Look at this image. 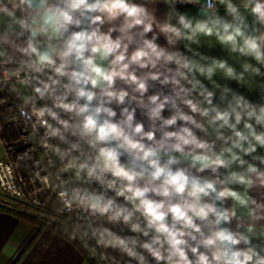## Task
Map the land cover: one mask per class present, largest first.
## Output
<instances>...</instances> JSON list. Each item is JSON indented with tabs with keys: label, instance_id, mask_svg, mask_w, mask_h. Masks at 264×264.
<instances>
[{
	"label": "clouds",
	"instance_id": "1",
	"mask_svg": "<svg viewBox=\"0 0 264 264\" xmlns=\"http://www.w3.org/2000/svg\"><path fill=\"white\" fill-rule=\"evenodd\" d=\"M8 124L0 189L94 264H264V0H0Z\"/></svg>",
	"mask_w": 264,
	"mask_h": 264
},
{
	"label": "crops",
	"instance_id": "2",
	"mask_svg": "<svg viewBox=\"0 0 264 264\" xmlns=\"http://www.w3.org/2000/svg\"><path fill=\"white\" fill-rule=\"evenodd\" d=\"M9 241L17 246L9 247ZM0 264L90 263L59 234L53 236L49 228L40 229L31 218L0 208Z\"/></svg>",
	"mask_w": 264,
	"mask_h": 264
},
{
	"label": "built area",
	"instance_id": "3",
	"mask_svg": "<svg viewBox=\"0 0 264 264\" xmlns=\"http://www.w3.org/2000/svg\"><path fill=\"white\" fill-rule=\"evenodd\" d=\"M20 134H21V132L19 130L15 129L13 127V125H11V124L5 125L3 131H0V139L9 141V143L6 145V147H7L10 155L14 156V152H12L13 148H15L16 151H22L23 150V146L21 144L11 142L15 137L19 136ZM0 155H3V152H0ZM20 176H23L24 181H27V175L23 172V170H21L20 173L18 174V181H17L18 183H19V177ZM30 187L31 186L29 185L28 188L24 189V191L27 192L30 189ZM0 191H2L3 193L9 195L10 197H12L14 199L22 201L24 204H26L28 206L35 208L34 206L31 205V203L26 198L12 196L2 189H0ZM42 210H50V209H42Z\"/></svg>",
	"mask_w": 264,
	"mask_h": 264
},
{
	"label": "rangeland",
	"instance_id": "4",
	"mask_svg": "<svg viewBox=\"0 0 264 264\" xmlns=\"http://www.w3.org/2000/svg\"><path fill=\"white\" fill-rule=\"evenodd\" d=\"M0 205L1 206L9 205L13 208L15 207V209L20 210L30 216L39 217V218H41L46 211H50V210H42L28 206L24 204L22 201L14 199L9 195L3 193L2 191H0Z\"/></svg>",
	"mask_w": 264,
	"mask_h": 264
},
{
	"label": "trees",
	"instance_id": "5",
	"mask_svg": "<svg viewBox=\"0 0 264 264\" xmlns=\"http://www.w3.org/2000/svg\"><path fill=\"white\" fill-rule=\"evenodd\" d=\"M0 208H2V209H6V210H10V211H13V212H15V213H17V214H20V215H23V216H25V217H27V218H31V220H33L35 223H37V224L39 225V228H40V229L48 228V227L46 226L44 220H42V219L39 218V217L30 216V215H28V214H26V213H24V212H22V211H20V210L15 209V207L13 208V207L8 206V205H4V206H1V205H0ZM81 251H82V250H81ZM82 252H83V251H82ZM83 254H84L85 258L89 261L90 264H94L93 261H90V260L87 258V255H86L84 252H83Z\"/></svg>",
	"mask_w": 264,
	"mask_h": 264
}]
</instances>
